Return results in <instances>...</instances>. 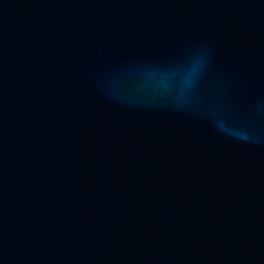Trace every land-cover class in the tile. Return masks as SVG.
Listing matches in <instances>:
<instances>
[{"label": "water", "instance_id": "obj_1", "mask_svg": "<svg viewBox=\"0 0 264 264\" xmlns=\"http://www.w3.org/2000/svg\"><path fill=\"white\" fill-rule=\"evenodd\" d=\"M0 264H264V0H0Z\"/></svg>", "mask_w": 264, "mask_h": 264}]
</instances>
